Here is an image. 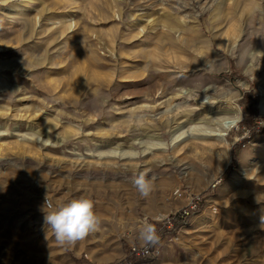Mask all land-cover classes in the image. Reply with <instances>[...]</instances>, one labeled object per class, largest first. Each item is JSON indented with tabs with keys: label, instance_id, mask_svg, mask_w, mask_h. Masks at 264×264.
Wrapping results in <instances>:
<instances>
[{
	"label": "rangeland",
	"instance_id": "rangeland-1",
	"mask_svg": "<svg viewBox=\"0 0 264 264\" xmlns=\"http://www.w3.org/2000/svg\"><path fill=\"white\" fill-rule=\"evenodd\" d=\"M263 93L264 0H0V264H264Z\"/></svg>",
	"mask_w": 264,
	"mask_h": 264
},
{
	"label": "clouds",
	"instance_id": "clouds-1",
	"mask_svg": "<svg viewBox=\"0 0 264 264\" xmlns=\"http://www.w3.org/2000/svg\"><path fill=\"white\" fill-rule=\"evenodd\" d=\"M153 179H145L143 174L135 179L142 196L147 197L153 190ZM48 207L52 206L48 204ZM44 224L51 227L59 244L72 245L83 240L89 233L97 231L101 220L94 210L93 201L81 197L72 199L53 211L45 212ZM140 239L145 245L159 242V236L151 225L141 231Z\"/></svg>",
	"mask_w": 264,
	"mask_h": 264
},
{
	"label": "bare ground",
	"instance_id": "bare-ground-1",
	"mask_svg": "<svg viewBox=\"0 0 264 264\" xmlns=\"http://www.w3.org/2000/svg\"><path fill=\"white\" fill-rule=\"evenodd\" d=\"M237 36V35H236ZM197 40L200 42V43H202L203 45H209L208 44V42L205 40V39H203V37H197ZM234 40V39H233ZM211 43V42H210ZM211 45V44H210ZM210 47H212V46H210ZM181 94L182 95H186L187 96V99L188 98H190V97H192V95H188L187 93H185V91L184 92H181ZM263 96H262V100H261V110L262 111H264V93L262 94ZM186 98V97H185ZM209 108V107H208ZM189 114V113H188ZM234 114V113H233ZM240 116H241V111L240 110H237L236 112H235V115H234V117H232V118H229V119H225V120H223L221 123H220V127H221V129H222V131H223V134H222V137H225L226 136V134L228 133V131L230 130V129H232L233 127H235L237 124H238V122H239V120H240ZM179 118V117H178ZM167 121V125H171L172 123H173V121H174V118L173 117H168V120H166ZM176 123V122H175ZM156 129H157V127H155ZM146 129H148V130H153L154 129V127H152V125H150V123H148V125L146 126ZM149 132V131H148ZM151 138H155V137H151ZM224 139V138H223ZM158 140V139H157Z\"/></svg>",
	"mask_w": 264,
	"mask_h": 264
},
{
	"label": "built area",
	"instance_id": "built-area-1",
	"mask_svg": "<svg viewBox=\"0 0 264 264\" xmlns=\"http://www.w3.org/2000/svg\"><path fill=\"white\" fill-rule=\"evenodd\" d=\"M47 204H50L49 202H47ZM191 211H193V210H196L197 209V206L196 205H192L191 207ZM182 215V217H187V216H189L190 215V211H183L182 213H181ZM132 252L135 254V255H137V256H147L149 253H150V251L148 250V249H145V248H143V249H137V248H132Z\"/></svg>",
	"mask_w": 264,
	"mask_h": 264
},
{
	"label": "trees",
	"instance_id": "trees-1",
	"mask_svg": "<svg viewBox=\"0 0 264 264\" xmlns=\"http://www.w3.org/2000/svg\"><path fill=\"white\" fill-rule=\"evenodd\" d=\"M138 259H140L141 261H146V262H149L148 260L149 259H146V258H138ZM84 262V261H83ZM86 262V261H85ZM81 264V263H80ZM86 264H90V263H88V262H86ZM120 264H125L124 262H122V263H120Z\"/></svg>",
	"mask_w": 264,
	"mask_h": 264
}]
</instances>
